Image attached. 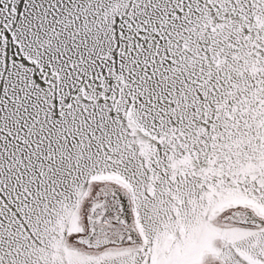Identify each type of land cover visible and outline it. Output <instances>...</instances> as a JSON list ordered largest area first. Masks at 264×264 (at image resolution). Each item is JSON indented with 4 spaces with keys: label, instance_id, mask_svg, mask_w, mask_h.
Here are the masks:
<instances>
[{
    "label": "snow or ice",
    "instance_id": "6c2138e0",
    "mask_svg": "<svg viewBox=\"0 0 264 264\" xmlns=\"http://www.w3.org/2000/svg\"><path fill=\"white\" fill-rule=\"evenodd\" d=\"M0 264H264V0H0Z\"/></svg>",
    "mask_w": 264,
    "mask_h": 264
}]
</instances>
